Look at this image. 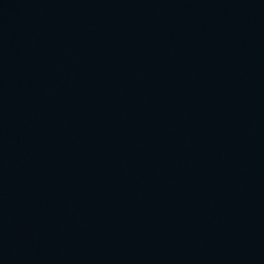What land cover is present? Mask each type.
<instances>
[{
    "label": "water",
    "instance_id": "95a60500",
    "mask_svg": "<svg viewBox=\"0 0 264 264\" xmlns=\"http://www.w3.org/2000/svg\"><path fill=\"white\" fill-rule=\"evenodd\" d=\"M0 264H264V0H0Z\"/></svg>",
    "mask_w": 264,
    "mask_h": 264
}]
</instances>
